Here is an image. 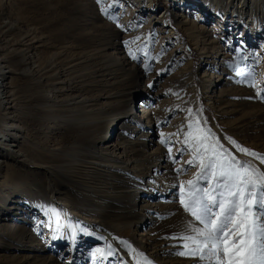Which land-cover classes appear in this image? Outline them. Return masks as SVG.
<instances>
[{
	"label": "rangeland",
	"instance_id": "obj_1",
	"mask_svg": "<svg viewBox=\"0 0 264 264\" xmlns=\"http://www.w3.org/2000/svg\"><path fill=\"white\" fill-rule=\"evenodd\" d=\"M189 1L199 8L188 17L202 10L198 27L214 35L186 33L176 0H0V59L16 95L0 126L13 117L23 152L0 175V264H208L178 255L173 238L199 226L179 202L200 172L187 163L188 110L264 172L229 140L264 156V0ZM143 105L147 129L123 118Z\"/></svg>",
	"mask_w": 264,
	"mask_h": 264
},
{
	"label": "snow or ice",
	"instance_id": "obj_2",
	"mask_svg": "<svg viewBox=\"0 0 264 264\" xmlns=\"http://www.w3.org/2000/svg\"><path fill=\"white\" fill-rule=\"evenodd\" d=\"M188 113L192 119L184 144L192 148L193 159L187 163L198 162L200 172L195 179L185 182L187 188L181 183L179 202L199 226L190 222L187 226L190 234L173 237L184 241L185 250L177 254L197 257L208 264H264V172L239 161L209 128L202 126L197 113L192 109ZM229 140L239 152L264 163V156ZM201 179L209 181V185L200 187ZM96 253L105 255L104 249H97Z\"/></svg>",
	"mask_w": 264,
	"mask_h": 264
},
{
	"label": "bare ground",
	"instance_id": "obj_3",
	"mask_svg": "<svg viewBox=\"0 0 264 264\" xmlns=\"http://www.w3.org/2000/svg\"><path fill=\"white\" fill-rule=\"evenodd\" d=\"M235 1L236 0H232V2H234V3H235ZM238 2L242 3V7H244L245 0H239ZM175 3L179 4V6L181 8L185 9V11L182 13L181 12L176 13L174 17L178 21L179 25H181L180 27L184 28L186 33H189V31L192 29H199L198 31L200 34H202V33L207 34V32H212V34H213V29L207 30V28H205L206 26H204L203 24L201 27H198V24L202 22L201 19H203V17L200 15L202 10H199L197 12V15L194 19H191L188 17V15H190V14H188V12L191 11V9H196L197 7L199 8V6L197 5L198 3L196 4V2L189 1V0H176ZM251 4L252 5L254 4L253 0H251ZM239 5H241V4H239ZM252 9H253L252 13L254 14L253 16L256 17L258 14V11L254 10V6L252 7ZM248 16H249V14H248ZM162 18H165L164 14L161 15L160 18H159V16L155 17V19H156L155 24L158 23ZM259 24L260 23L258 22V25ZM263 26H264V19H262V22H261V27H263ZM4 28L9 29V26L7 24H5ZM167 31L171 35L176 33L175 29H173V28L166 30V32ZM208 40L209 39H207L205 37L204 44H203L204 47L202 48L203 51L201 52V54H202L201 58L205 64H210L212 58H215V57L217 58V54L214 57L211 54V51H209V50L207 51V49L205 48V46L210 47L211 46L210 44H212L210 41L208 42ZM183 44L182 43L177 44L175 51H177L178 53L184 51V45ZM212 46H214V45H212ZM2 62H4V59H0V76H1L0 77V109L5 110V111L9 110V112H11V109L13 108L12 110H14V108L16 107L15 87H14V83H13V77H9L7 75L11 72V70L10 69L7 70V66L4 65ZM221 79H223V78L220 77V81H222ZM42 80L45 82L51 83L52 77H49V75H46V77H43ZM210 87L211 86L208 87L206 92H209ZM206 97H207V95H206ZM142 108H143L142 111L138 110V113L143 112V113L139 114L138 118L134 117V119H131V117L129 115H127L123 118H127L130 121L138 123V126L141 125L147 129V127L149 126L147 122L150 121V119H149L150 118V116H149L150 110L147 109V107H145L144 105ZM12 118L13 117L8 116L6 118L7 121H5L3 124H1L2 127L0 126V175H1L2 171L4 170L3 168L8 165L9 159L12 158L16 161H21L22 160L21 157L23 156V152L21 149V147H22L21 143H19L16 140H14V142H13V139H15V136L17 134L16 132L20 129H19L18 125L15 123V121H13ZM10 123H11V125H10ZM151 123L152 122H150V124ZM138 128L136 127V130H138ZM118 129H119V127H118ZM104 140L109 141V138L105 137ZM114 140H115V138H113L111 142H113ZM142 143H144V142H142ZM103 235H105V234H103Z\"/></svg>",
	"mask_w": 264,
	"mask_h": 264
}]
</instances>
